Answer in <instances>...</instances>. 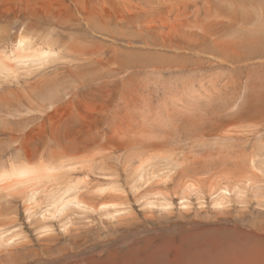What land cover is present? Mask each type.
I'll use <instances>...</instances> for the list:
<instances>
[{
	"label": "rangeland",
	"instance_id": "1",
	"mask_svg": "<svg viewBox=\"0 0 264 264\" xmlns=\"http://www.w3.org/2000/svg\"><path fill=\"white\" fill-rule=\"evenodd\" d=\"M21 36L58 54L0 76V169L65 160L86 207L0 190V264H264V0H0Z\"/></svg>",
	"mask_w": 264,
	"mask_h": 264
},
{
	"label": "bare ground",
	"instance_id": "2",
	"mask_svg": "<svg viewBox=\"0 0 264 264\" xmlns=\"http://www.w3.org/2000/svg\"><path fill=\"white\" fill-rule=\"evenodd\" d=\"M54 45H55L54 42H52L50 40V38L46 39L43 42L36 43L35 41H30V39L28 37H22L21 36L16 41L14 49H12L8 55L0 56V76L7 78L9 75H11V72H13L12 76H14L13 74L17 73L18 69L21 68V66H27V67H33V66L40 67V66H42L43 64H45L46 62L51 60L55 55L58 54L56 52L57 50L55 49ZM55 95H56L55 89L51 88L49 90L46 98H44V96H43V99L45 101L44 103L47 104V108L50 109L54 106ZM134 149H135V147H134ZM143 150H142V152H144ZM135 151H136V149H135ZM129 153H131V152L129 151ZM135 153H137V152H134V154ZM130 156H133V155H130ZM136 157L139 158L140 156L137 155ZM135 158H134V160H135ZM138 158H136V161ZM116 159L117 158H115V160ZM64 161L65 160H58V161L42 160V161H38L35 164H29L25 161H21L19 163H15L16 165L8 166V168H2V169H0V190H9V189H11V190L12 189L26 190L27 196L26 195L25 196L27 197V200H28L29 204L31 205L30 209H33V212H34V210L39 209L38 213L41 212L40 220L41 219L43 220L44 218L48 219L51 217L54 218L56 216H62L63 214H65V212L70 207H78V208L82 209V207H84V203L79 199L78 195L76 194V188L77 187L76 186L74 187L73 184L68 183L64 186H61V187L59 186L60 188H58V189L48 190L49 193H46L47 190H44V189H47L49 184H52L53 182H56V184H57L58 181L61 179V173H64L63 169H64V167H67V166H65L64 163H66V162H64ZM117 161H116V164H117ZM121 161H124V160H121ZM129 161L131 162V159ZM82 164H84V162ZM122 165H124V164H122ZM150 165H151L150 160H148V159L142 160L141 158L139 159V165L136 168L137 172L135 175L137 180H144L145 177H147L148 168ZM80 166H82V165H80ZM111 178L112 177H110V179ZM82 185H84V184H82ZM111 185H112V183H111ZM186 186L190 187L192 190L197 188L195 184H191V185L188 184ZM235 187H234L235 188L234 190L230 189L229 187L228 188L227 187H220L215 192H213V194H215V196L213 198V205H215V206L216 205H222L223 202H226L230 196V192H232V193L233 192L234 193L239 192L240 193V191H241L240 188L238 186H235ZM98 188L100 189V187H98ZM242 189H244V188H242ZM42 190H43L42 194L44 196L43 199L46 202V204L44 205V210H42L43 206H41L42 203L40 202L41 196H39V195H41ZM102 190H104V189L103 188L100 189V191H102ZM97 191H99V190H97ZM240 194L242 195L243 192ZM236 195H238V194H236ZM183 203L184 202L182 201V205H183ZM107 206H112V205H105L104 208ZM27 210H29V209L27 208ZM51 210H52V212H51ZM31 215H33V214H31ZM44 231H45V229H44ZM12 239H13V236L5 237L3 235V233H0V244H3V243L9 244L12 241Z\"/></svg>",
	"mask_w": 264,
	"mask_h": 264
}]
</instances>
